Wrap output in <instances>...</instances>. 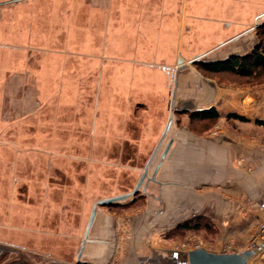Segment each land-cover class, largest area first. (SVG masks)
Returning <instances> with one entry per match:
<instances>
[{"label": "crops", "instance_id": "obj_1", "mask_svg": "<svg viewBox=\"0 0 264 264\" xmlns=\"http://www.w3.org/2000/svg\"><path fill=\"white\" fill-rule=\"evenodd\" d=\"M7 5L0 130L25 132L0 142L9 226L78 243L81 264H185L188 251L160 241L199 219L216 245L247 250L235 246L264 220V83L206 76L195 62L250 55L264 0ZM211 109L213 131L187 128ZM253 252L249 264L264 263Z\"/></svg>", "mask_w": 264, "mask_h": 264}, {"label": "rangeland", "instance_id": "obj_2", "mask_svg": "<svg viewBox=\"0 0 264 264\" xmlns=\"http://www.w3.org/2000/svg\"><path fill=\"white\" fill-rule=\"evenodd\" d=\"M11 0H0L1 2H8ZM8 4V3H7ZM7 4L0 5V10L6 8ZM8 13H5V17L2 18L0 25V44L6 45L9 43V25H8ZM1 16V15H0ZM3 17V16H2ZM37 19V18H36ZM260 21L254 24V29L257 31L258 40L264 42V33L262 32V24ZM261 34V35H260ZM6 38V39H4ZM261 38V39H260ZM8 59L9 54L7 51H0V79L4 82L0 85V113H8V108L10 107V102L7 95V80H8ZM196 66V65H195ZM197 68V66H196ZM198 69V68H197ZM198 71H200L198 69ZM4 75V76H3ZM207 76V75H206ZM218 77H225L231 82H239L241 86L246 85H262L264 83V74L255 79H238L233 76L220 75ZM224 78V79H225ZM6 92V93H5ZM13 106V105H12ZM13 108H15L13 106ZM178 125H181L182 115L177 114ZM3 117V114H2ZM7 117V114H6ZM218 121H202V120H191L189 121L187 128L197 136L205 135L213 131L217 125ZM0 130V142H24V131L23 130H9L8 126L1 125ZM4 127V129H3ZM4 154L7 155V152ZM9 169V163H0V170L7 174ZM1 186L3 188L0 191V245L15 249L19 252V255L25 264H81L78 262L77 254L79 250V244L76 242L62 241L61 237L48 235V236H33L30 232L26 231L24 228H17L9 226L8 216H9V204H8V180L2 179ZM135 198L138 195H134ZM115 203V202H114ZM109 206L108 208H110ZM128 208V207H127ZM131 208V207H130ZM117 212L122 211L125 208H115L114 206L110 208ZM262 222V221H261ZM260 222V223H261ZM259 223V224H260ZM202 227L197 231H178L176 234H167V240H161L160 244L165 246H174L179 249L189 251L197 247L206 248L213 252H227L232 250L235 244L224 243L221 247L216 245L214 238L216 233V228H213L208 221L201 222ZM209 225L210 228L206 229L204 226ZM50 229V228H49ZM252 237L248 238L245 242L238 244V249H246ZM227 250V251H226ZM252 264H264L261 261L253 262Z\"/></svg>", "mask_w": 264, "mask_h": 264}, {"label": "trees", "instance_id": "obj_3", "mask_svg": "<svg viewBox=\"0 0 264 264\" xmlns=\"http://www.w3.org/2000/svg\"><path fill=\"white\" fill-rule=\"evenodd\" d=\"M261 34L264 33V26L262 27ZM260 34V35H261ZM261 39V38H260ZM195 65L204 75L207 76H233L238 79H255L264 74V42L259 40V45L250 55H236L231 56L225 60L221 61H196ZM225 78V77H222ZM219 114L215 109L202 112L192 116V119L202 120V121H217ZM242 118V117H241ZM245 119V118H242ZM264 124V122H259ZM114 203L108 204L112 206ZM130 207V206H128ZM201 219L191 220L184 222L176 228L175 231L171 232L172 235L176 234L178 231H197L202 227ZM209 229V225L204 226Z\"/></svg>", "mask_w": 264, "mask_h": 264}, {"label": "water", "instance_id": "obj_4", "mask_svg": "<svg viewBox=\"0 0 264 264\" xmlns=\"http://www.w3.org/2000/svg\"><path fill=\"white\" fill-rule=\"evenodd\" d=\"M20 0H11L8 2H1L4 5L11 2H18ZM127 199L123 197L122 199ZM117 200H108L102 204L108 205ZM254 255L251 250L241 252H213L206 248L199 247L189 250L186 256L185 264H249V260ZM0 264H25L21 259L19 252L15 249L0 245Z\"/></svg>", "mask_w": 264, "mask_h": 264}, {"label": "built area", "instance_id": "obj_5", "mask_svg": "<svg viewBox=\"0 0 264 264\" xmlns=\"http://www.w3.org/2000/svg\"><path fill=\"white\" fill-rule=\"evenodd\" d=\"M258 249H261V252L264 257V220L258 225V231L253 236L252 241L247 247V250L251 251H256Z\"/></svg>", "mask_w": 264, "mask_h": 264}]
</instances>
